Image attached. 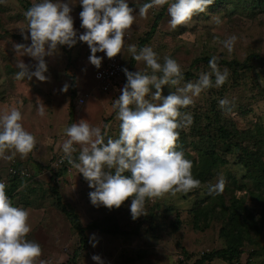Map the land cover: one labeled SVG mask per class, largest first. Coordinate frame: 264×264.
I'll return each instance as SVG.
<instances>
[{
  "label": "rangeland",
  "instance_id": "obj_1",
  "mask_svg": "<svg viewBox=\"0 0 264 264\" xmlns=\"http://www.w3.org/2000/svg\"><path fill=\"white\" fill-rule=\"evenodd\" d=\"M33 2L4 0L0 3V115L12 108L20 110L24 128L37 141L25 156L16 153L10 160L0 158V175L5 177L4 168L15 161L29 168L31 175L17 179L10 191H15L13 206L29 211L31 231L27 238L42 247L37 264L40 260L47 264H95L91 259L94 254L100 255L104 264H193L204 252L223 248L237 242L239 237L238 258L231 262L213 259L202 264H264V143H253L258 138L264 141V0H224L220 7L212 3L188 25H178L175 29L169 23L167 9V19L158 21L156 32L141 47V40L162 5L140 16L139 7L147 0H129L136 17L126 30L125 47L120 53L124 68L131 62L133 72H150L143 61L133 59L127 46L135 44L137 50L151 46L161 63L164 56H171L183 72H192V76L184 77L178 85L183 86L187 81L195 82L204 72L211 73L209 64L202 60L194 69L192 63L196 58L215 55L218 59L241 62L254 56L240 68L218 66L221 71L229 70L225 84L202 91L194 98L193 105L181 109L182 113H191L192 123L178 129L176 147L193 161L192 174L201 181L200 186L187 193L169 191L146 198V215L135 220L129 210L131 197L119 208L94 206L88 195L94 189L89 188L78 169L69 162L52 166L63 155L62 143L67 139L64 129L68 127L70 110L74 114L72 123L87 120L101 127L105 140L109 136L118 137L120 120L118 110L112 105L124 85L100 89L92 69L84 61L87 43L79 40L71 48L58 45V52L45 57L48 80L39 81L35 77L17 80V61L23 60L33 70L37 63L26 54L22 56V49L14 47L30 44V39H23L28 34L24 16L28 9L24 5L31 7ZM70 7L74 29L79 35L85 31L80 27L82 7L78 0ZM216 17L221 23H216ZM232 34L238 39L229 52L221 42ZM212 79L214 83V76ZM65 83L70 87L62 92L60 89ZM172 91L175 87L163 86L162 95ZM79 96L84 98L83 103L78 102ZM225 98L231 102L227 111L218 104ZM38 101L45 106L43 116L38 114ZM223 130L235 136L225 141ZM74 146L77 151L73 158H78L80 145ZM239 147H247L248 153H242ZM12 151L6 150V154L11 155ZM62 165L66 170L59 176ZM221 173L227 179L224 191L209 195L208 185L215 183ZM10 183L7 181V185ZM54 186L62 203L77 213L83 226L94 221L98 224L96 228H85V245L67 215L55 204ZM236 208L240 219L245 218V225L238 233L229 235L227 228L234 227L229 218ZM196 223L207 226L199 230L195 228Z\"/></svg>",
  "mask_w": 264,
  "mask_h": 264
},
{
  "label": "clouds",
  "instance_id": "obj_2",
  "mask_svg": "<svg viewBox=\"0 0 264 264\" xmlns=\"http://www.w3.org/2000/svg\"><path fill=\"white\" fill-rule=\"evenodd\" d=\"M213 2L172 0L168 5L170 25L173 29L178 25H188L195 15L205 12ZM0 3H4V0H0ZM75 3L77 0H34L24 13L28 34L22 35L24 40L30 39V44H16L14 47L22 49V56L26 54L37 63L33 70L23 60L17 61V80H31L33 77L39 81L48 80L49 77L45 75L48 72L45 57L58 52V45L71 48L78 40L87 43L83 52L84 61L91 69L85 57L88 46L91 52L88 59L97 68L103 59L96 55L97 52H103L108 58L119 54L120 59L122 48L125 47L126 30L133 25L136 17L129 0H78L82 7L79 12L80 27L85 29L79 35L74 29L71 15L70 5ZM165 3L168 0H147L139 7L138 14L145 16L148 9ZM215 19L217 24L221 23L219 17ZM237 39L235 34L229 35L221 42L223 48L231 52ZM127 50L134 60L143 61L151 71L133 72L123 67L126 83L123 76L121 94L112 105L118 110L120 120L118 137L113 139L109 136L105 140L101 127L91 125L87 120L72 123L64 129L67 139L62 143L60 164L67 160L83 175L89 188L94 189L88 194L94 206L119 208L131 197L129 210L135 220L146 215V198L158 197L169 191L187 193L200 186L201 181L192 174L193 161L176 147L180 136L178 129L192 123L191 113H182L181 109L193 105L194 98L202 91L224 85L230 73L227 68L223 71L219 69L218 57L213 55L208 61L211 73L204 72L195 82L187 81L183 86H178L184 74L177 60L164 56L161 63L159 55L151 46L137 50V46L131 44ZM163 86L175 87V91L164 96ZM69 87L65 83L60 90L67 92ZM218 104L222 110H230L231 102L227 98L220 99ZM44 107L38 101L37 111L41 116L44 115ZM22 120V113L16 108L0 115V158L10 160L16 153L25 156L36 146L35 136L24 128ZM75 144L80 145L76 159L73 158V153L77 151ZM6 150L13 151L8 155ZM58 158L52 166L60 165H54ZM15 163L4 168L5 176L9 167H16ZM19 167L29 170L24 163ZM17 179L20 178L7 181L12 183ZM11 183L7 185L4 180H0V264H37L42 247L37 241L27 238L31 231L29 211L13 206L6 194V187L9 188ZM226 184V177L219 174L216 182L208 185V194H221ZM92 246L95 247L96 243H92ZM91 259L95 264H104L98 254H94ZM39 264L47 262L40 260Z\"/></svg>",
  "mask_w": 264,
  "mask_h": 264
},
{
  "label": "trees",
  "instance_id": "obj_3",
  "mask_svg": "<svg viewBox=\"0 0 264 264\" xmlns=\"http://www.w3.org/2000/svg\"><path fill=\"white\" fill-rule=\"evenodd\" d=\"M171 2H172V0H168V3H165V4L162 5L161 10L157 13V15H156L154 21L152 22L150 28L145 32L144 37L142 38L139 47H141L145 42H147L148 39L156 32V29L158 27V21L160 19L163 20L165 17L167 19V9H168L169 3H171ZM223 3H224V0H214L213 6L220 7ZM24 7L26 9H28L29 6L25 4ZM253 57L254 56L252 55L251 58H253ZM210 58L211 57H199V58H196L193 61V63H192V65L194 66V69L197 68V62L198 61L202 60L205 63H208ZM250 59H245V60H243L241 62H239L237 60H234V59H231V60L218 59V66H226V67H230V68H233V69L240 68V67L243 66V62H245L247 60H250ZM127 69L129 71H132L133 64L131 62L128 64ZM183 74H184V77L192 76V72L190 70L184 71ZM124 79H125V83H126L125 74H124ZM73 115H74L73 111L70 110L69 113H68V116H69L68 126L70 125V123L73 122ZM221 134L225 138V141H227V139L230 138L231 136H235V134L232 135L230 133V131H226L225 132L224 130L222 131ZM256 137H259V136H256ZM255 141L256 142H260L261 145L264 143V141L262 139H260V138H258V140L253 139V143ZM228 146L229 145H227V147ZM239 149L241 150L242 153H245V154L248 153L247 147H245V148L239 147ZM74 159H76V158H74ZM65 162H68V161L65 160ZM77 162H78V160H77ZM216 163H218V162H216ZM14 165L16 167H19L20 163L16 162ZM61 168L62 169H60V171L58 172L59 176L61 174H63L65 172V170H66L64 165H62ZM58 174H56L54 176H58ZM15 185H16V182H12L11 186L9 188L6 187V194L9 196L11 201H12V195L14 194L15 191L11 192L10 190H11V187H13ZM53 191H54V194H55V204L59 207V209L62 212H64V214L67 215L72 227L76 230V232L79 235L80 242L83 245H85V242H86V238L84 236L85 228H87V227H91V228L95 227L96 228V227H98V224L94 221V222H90L87 225L83 226L81 221L78 218L77 213L72 211L68 206H66L65 204L62 203L61 197H60V195L58 193V189L55 186L53 188ZM240 217H241V214H240L239 210L237 208L234 209L232 211L231 215H230V218H229L232 221V223L234 224V227H231V228L228 227L227 230H226L227 234L231 235L233 232L238 233V231L241 228H243V226L245 225V223H244L245 218L240 219ZM206 226L207 225L199 226L198 223L195 224V228L199 229V230L200 229L202 230V229L206 228ZM100 228L104 229V226H101ZM229 232H231V233H229ZM240 239L241 238L239 237V240ZM239 240L237 242L233 241L232 243H230L229 245H226L223 248H219V249L211 250V251H208V252H204L202 254L201 258L197 259L193 264H202V262H204V261H210V260H213V259H218V260H221V261H224V262L233 261L234 259L238 258V256L241 254V243H240Z\"/></svg>",
  "mask_w": 264,
  "mask_h": 264
},
{
  "label": "built area",
  "instance_id": "obj_4",
  "mask_svg": "<svg viewBox=\"0 0 264 264\" xmlns=\"http://www.w3.org/2000/svg\"><path fill=\"white\" fill-rule=\"evenodd\" d=\"M90 55L91 52L88 46L85 57L86 61L93 69V77L98 87L102 90H107L110 87L120 86L121 80L124 76V72L122 71V69L124 68L119 59V54H117L115 57L108 58L104 55L103 52H97L96 55L103 58L99 68L90 63L88 59ZM79 102H83V98H80ZM61 157L62 156L57 159L54 164L55 166L61 163ZM29 176L30 172L26 167L11 166L8 168L6 176L1 177L0 180H4L7 184V180L15 178H26Z\"/></svg>",
  "mask_w": 264,
  "mask_h": 264
}]
</instances>
